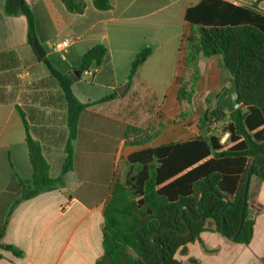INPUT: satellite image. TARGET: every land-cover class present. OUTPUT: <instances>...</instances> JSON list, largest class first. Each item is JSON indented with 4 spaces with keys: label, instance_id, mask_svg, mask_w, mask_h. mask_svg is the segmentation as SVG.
I'll use <instances>...</instances> for the list:
<instances>
[{
    "label": "crops",
    "instance_id": "1",
    "mask_svg": "<svg viewBox=\"0 0 264 264\" xmlns=\"http://www.w3.org/2000/svg\"><path fill=\"white\" fill-rule=\"evenodd\" d=\"M24 1L37 18L39 44L60 72L75 74L82 57L93 45L101 44L108 50L112 85L97 81L101 70H90L73 82L72 90L84 104L96 103L129 84L136 56L144 49L151 50L124 96L93 104L82 113L73 144L74 167L66 174L64 187L23 201L12 212L21 195V182L32 177L27 133L19 110L30 136L41 144L51 178H58L69 137L67 109L58 88L56 98L43 101L39 92H52L46 88L30 91L22 102L18 98L0 104V223L7 222L3 244L24 253L23 257H15L11 252L1 251L4 258L0 264H96L104 254V209L116 182L125 181L129 157L145 149L197 138L200 116L216 108L219 99L226 96L233 76L224 69L221 58L201 57V78L191 105L178 101L181 83L190 78L184 65L187 38L192 30L186 12L204 0H110L108 11H98L93 0H85L84 13L76 14L78 18L74 16L70 22L62 19L66 13L70 14L60 0ZM220 1L253 9L258 0ZM5 2L0 0V53L14 51L22 61L20 52L31 49L28 22L24 16H6ZM256 10L264 13V1ZM64 34L76 43L62 59L51 47L70 39L62 38ZM18 69L10 71L5 90L12 85ZM138 95L153 97L143 111L153 113L150 124L156 127L158 135L143 146H131L127 143L135 137L127 138V129H141V123L130 117L127 100ZM183 112L187 114L181 117ZM227 124L228 119L217 122L218 130L211 131L212 135L218 136L219 132L225 135L224 142L221 141L225 148L232 146L229 134L220 129ZM247 203L249 217L254 221L253 238L248 245L237 244L216 231H204L199 240L186 246L185 252L177 251L175 258L180 264H264V182L259 183L255 177L251 178Z\"/></svg>",
    "mask_w": 264,
    "mask_h": 264
},
{
    "label": "trees",
    "instance_id": "2",
    "mask_svg": "<svg viewBox=\"0 0 264 264\" xmlns=\"http://www.w3.org/2000/svg\"><path fill=\"white\" fill-rule=\"evenodd\" d=\"M70 14H83L85 0H60ZM235 7L220 0H204L186 12L191 25L187 38L188 50L184 65L190 78L181 83L177 96L181 104L191 105L201 78L199 59L221 58L222 65L237 77L240 108L229 114L219 107L206 110L199 118L200 135L186 143L145 149L129 157L125 181H118L104 209L103 256L96 264H180L175 258L179 249L199 240L204 231H216L233 238L241 225V213L248 176L251 171L259 183L264 182V13L257 6ZM98 11H108L110 0H93ZM4 13L8 17L24 16L28 22V44L38 62L49 72V79L60 89L67 109L69 137L65 146L66 159L58 178H51L50 166L41 144L26 129V144L32 166V177L21 182V195L12 207L23 201L61 189L65 176L74 167V141L77 139L80 117L93 104L118 98L114 92L96 103L84 104L75 96L70 76L60 72L46 57L37 55L33 40L38 39V21L24 0H6ZM151 50L141 51L131 65L128 77L132 84ZM21 60L14 51L0 53V104L9 103L5 83L10 71L19 68ZM90 70H101L100 83H114L108 50L101 44L90 47L76 69L82 76ZM107 75V79L105 76ZM8 79V80H6ZM210 103L207 99V104ZM187 113H182L184 117ZM228 119L225 132L232 146L225 148L210 125ZM163 128V125H159ZM155 129V127H151ZM156 130V129H155ZM129 127L127 138L131 146L151 142L158 132ZM210 133L203 135L204 131ZM152 131L154 134L151 135ZM249 193L247 196V202ZM226 207V208H225ZM225 208V210H224ZM224 210V211H223ZM223 212V214H222ZM203 218V220H202ZM254 221L246 205L243 226L235 243L248 245L253 238ZM7 222L0 223L1 251L15 257L24 253L3 244Z\"/></svg>",
    "mask_w": 264,
    "mask_h": 264
},
{
    "label": "rangeland",
    "instance_id": "3",
    "mask_svg": "<svg viewBox=\"0 0 264 264\" xmlns=\"http://www.w3.org/2000/svg\"><path fill=\"white\" fill-rule=\"evenodd\" d=\"M70 14V13H69ZM73 15V16H72ZM76 14L68 15L66 13V17L62 16L66 22H70L71 18H73ZM75 18H78L75 16ZM70 19V20H69ZM63 37L71 38L70 35L64 34ZM76 42H74L75 44ZM73 44V45H74ZM20 57L22 58L21 66L19 69L14 73V77L12 78V85L7 86L6 88V97L8 99L17 100L22 102L24 98H27L30 91L32 90H39V89H50L52 92H48L52 96H49L47 92H39L42 95L40 98H43V101L47 100L48 98L51 99L57 97V87L52 84L49 79V74L44 67L43 64L37 61L34 54L32 53L31 49L29 48L26 51L20 52ZM153 97L147 95L145 98H141V96H136L132 99L127 100L129 105L127 106V110L130 111V117H134L136 123H141V130H155L151 129L153 124H150L152 120L153 113H145L143 111V106L148 103V101H152ZM141 111V112H140ZM152 114V115H151ZM220 129H225V125L221 126ZM159 128V127H158ZM156 131V130H155ZM154 134L152 131L151 135ZM224 134H222V138Z\"/></svg>",
    "mask_w": 264,
    "mask_h": 264
},
{
    "label": "water",
    "instance_id": "4",
    "mask_svg": "<svg viewBox=\"0 0 264 264\" xmlns=\"http://www.w3.org/2000/svg\"><path fill=\"white\" fill-rule=\"evenodd\" d=\"M33 46L34 49L37 53V55L39 56L40 60H44L46 58V53L43 50V48L41 47V45L39 44V42H37L36 39L33 40ZM80 73L76 72L73 75H70V79L72 82H76L77 81V77H79ZM129 84H125L124 86L118 88L117 93L119 96H124L126 89L128 88ZM239 91H238V84H237V77L233 76L232 82H231V86L230 88L227 90L226 92V96L220 101V105L219 107L223 110H225L227 113L231 114L233 112H235L236 110H238L240 108V103H239ZM209 134L208 130L204 131V135ZM251 171L250 174L248 176V180L251 181ZM249 187L250 184H247L246 190H245V194H244V205H243V209H242V213H241V225L239 228V231L237 233V235L233 238H230L226 235L225 231H224V224H223V234L225 235V237L229 240L235 241L238 237V234L243 226V222H244V214H245V209H246V205H247V196L249 193ZM226 208V207H225ZM224 208V210H225ZM223 210V211H224ZM223 214V212H222ZM203 220V218H202Z\"/></svg>",
    "mask_w": 264,
    "mask_h": 264
},
{
    "label": "built area",
    "instance_id": "5",
    "mask_svg": "<svg viewBox=\"0 0 264 264\" xmlns=\"http://www.w3.org/2000/svg\"><path fill=\"white\" fill-rule=\"evenodd\" d=\"M73 44V40L71 39H64L60 42L54 43L51 47V49L56 52L59 53L62 59H65V55L68 51V49L72 46ZM210 130L211 131H217L218 130V126H217V122H214L210 125ZM220 140L222 142H224V137L222 138V133L219 132L218 134ZM225 136V135H223Z\"/></svg>",
    "mask_w": 264,
    "mask_h": 264
}]
</instances>
